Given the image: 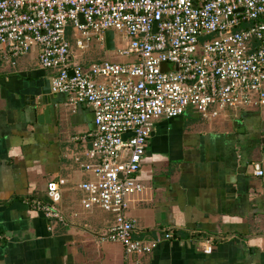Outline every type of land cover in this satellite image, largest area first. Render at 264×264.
<instances>
[{"label":"crops","instance_id":"obj_1","mask_svg":"<svg viewBox=\"0 0 264 264\" xmlns=\"http://www.w3.org/2000/svg\"><path fill=\"white\" fill-rule=\"evenodd\" d=\"M67 34L72 63L85 67L112 61L118 41L128 43L115 33L114 50L106 35L82 50L71 24ZM55 72L41 66L38 48L13 61L0 53V264H126L123 244L103 239L113 215L83 206L92 106L74 109L67 94L52 91L50 120L38 118L48 105L42 88ZM200 116L189 109L156 122L137 173L144 189L130 200L132 237L157 242L144 264H264V175L253 167L264 169V109L221 114L201 127ZM59 178L67 180L61 208L68 223L31 204Z\"/></svg>","mask_w":264,"mask_h":264},{"label":"built area","instance_id":"obj_2","mask_svg":"<svg viewBox=\"0 0 264 264\" xmlns=\"http://www.w3.org/2000/svg\"><path fill=\"white\" fill-rule=\"evenodd\" d=\"M69 24L79 49L94 39L104 43L113 30L128 42L118 54L134 58L73 64ZM34 48L42 67L56 69L52 91L67 94L74 109L93 108L90 162L82 164L91 179L79 186L84 208L112 214L103 239L123 244L126 264H144L157 242L132 237L128 210L144 189L137 173L156 122L189 109L204 118L264 109V0H0L1 57L13 61ZM253 167L264 175L261 162ZM66 184L49 181L32 206L68 223L61 208Z\"/></svg>","mask_w":264,"mask_h":264},{"label":"water","instance_id":"obj_3","mask_svg":"<svg viewBox=\"0 0 264 264\" xmlns=\"http://www.w3.org/2000/svg\"><path fill=\"white\" fill-rule=\"evenodd\" d=\"M80 21L83 23L84 19L83 16L80 15ZM114 37H115V32L113 30H108L106 32V47L109 50H114L115 49V41H114ZM72 56L69 57V59L71 60ZM73 74V71L70 72V75ZM42 93L44 95L47 96V102L48 105L46 106L43 115H39L38 118L39 119H46V120H50V114H51V110H50V94L52 93V89H51V84H50V80L46 79L45 80V85L44 88H42ZM34 101L32 103V109H33V113L38 114L40 105H41V101L38 103V101H36L35 97L33 98Z\"/></svg>","mask_w":264,"mask_h":264},{"label":"rangeland","instance_id":"obj_4","mask_svg":"<svg viewBox=\"0 0 264 264\" xmlns=\"http://www.w3.org/2000/svg\"><path fill=\"white\" fill-rule=\"evenodd\" d=\"M122 48H124V45L122 44L121 45V43L118 41V46H117V48H116V50H114V51H112L113 52V54H115L117 51H119L120 49H122ZM132 56H121V55H118L117 54V56H114V57H112V58H110V60H112V61H119V60H122V61H124L125 59H127V58H131ZM239 111V110H238ZM234 114V113H237V111H235V110H226V111H223L222 112V114ZM200 119H198V122L200 123H197L200 127L203 125V124H205V122H207L208 120H206V119H211L210 121H213V119L214 118H204V117H202V116H200L199 117ZM205 120H204V119Z\"/></svg>","mask_w":264,"mask_h":264}]
</instances>
